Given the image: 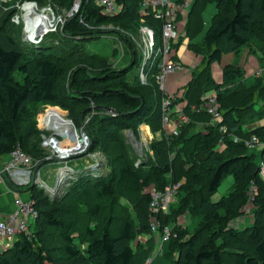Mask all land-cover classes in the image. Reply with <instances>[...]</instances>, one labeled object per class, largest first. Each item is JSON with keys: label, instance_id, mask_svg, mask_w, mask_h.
Here are the masks:
<instances>
[{"label": "trees", "instance_id": "trees-1", "mask_svg": "<svg viewBox=\"0 0 264 264\" xmlns=\"http://www.w3.org/2000/svg\"><path fill=\"white\" fill-rule=\"evenodd\" d=\"M17 1L0 0V159L19 147L36 163H46L36 127L40 109L59 106L80 126L93 105L95 112L85 127L91 140L87 153L99 150L109 169L105 174V169L75 171L54 193L35 185L21 187L30 194L37 218L28 234L7 239V246L0 248V264H264V75L247 82L244 71L230 64L222 68V83L216 84L209 72L210 64L245 47L260 52L264 62V0H194L187 15V48L203 64L182 97H173L176 106L184 103L179 107L187 118L177 136L162 129L163 93L153 78L157 68H152L149 84L132 86L123 81L128 69L113 71L106 57L87 50V42L101 37L100 26L132 27L143 0H115L121 10L112 16L102 14L94 0H81L62 32L42 36L44 45L22 41V23L12 22ZM28 1L37 6L44 2ZM49 2L69 11L74 0ZM212 4L215 13L208 28L193 42L203 32L202 14ZM144 21L159 27L151 16ZM148 65L156 67V62ZM74 68L64 95L58 86ZM210 91H215L221 113L213 126L211 116L192 110ZM106 109L116 117L103 114ZM262 120L254 130L246 129ZM142 121L160 133L147 157L139 156L123 134L126 126L137 133ZM199 124L205 132L193 131ZM251 136L263 145L260 150L244 146ZM235 137L240 141L234 142ZM230 177L231 191L214 201ZM172 184L179 187L168 212L156 216V244L146 190L164 191ZM247 203L252 222L241 229L229 227ZM184 213L197 221L192 233L178 224ZM168 226H173L169 237L161 242ZM156 246L160 250L153 254Z\"/></svg>", "mask_w": 264, "mask_h": 264}, {"label": "built area", "instance_id": "built-area-1", "mask_svg": "<svg viewBox=\"0 0 264 264\" xmlns=\"http://www.w3.org/2000/svg\"><path fill=\"white\" fill-rule=\"evenodd\" d=\"M192 2L193 0H143L139 8L142 21H144V18L151 16L152 19L159 24L158 29L160 33L157 34V36L152 30L146 27L142 28V31L144 33L145 50L148 52L145 54H148V58H151L154 53L155 40L159 42L157 50L158 60L156 62V68L159 75L156 77V83L160 91L163 93L161 101L162 129L166 134L173 136H177L179 126L186 123L187 118L183 114L182 109L174 104L173 96L168 95L165 92L164 79L167 74L177 73L182 68L174 59L171 45H173L179 38L177 25L178 15L181 14L184 16V14H187ZM93 4L100 9L102 14L107 16L115 15L121 10L115 0H94ZM80 6L81 0H74L67 16L77 13L80 10ZM45 11H48V14H50L48 8H46ZM50 20L46 23L45 29H35L29 34L31 29L30 24H33L34 18L30 21L29 16H27L25 12L24 15L21 16V19L18 14L12 18V22L15 24L21 22L23 25L21 34L22 41L34 45L39 43L38 39L44 34L57 32L56 25H53ZM260 73L261 72H258L257 74ZM193 110L195 112H205L211 116L212 125L221 121V113L219 112V106L216 102L215 91L205 93L201 98V102L197 106H194ZM51 111L54 110L48 109L46 111L45 116H47V119L44 120L42 118L40 123L42 130L50 134L48 136H42V147L49 149V157H47V161L55 159L65 163L59 173L61 182L65 185L66 181L72 177L75 171H80L70 168L67 161L84 154L88 149L89 141L83 132L78 135L75 132L74 127L69 125L68 121H65V123L68 124L66 127L61 125L62 122L58 124L55 114L51 113ZM45 116L41 115L40 118ZM220 130L223 132L225 131V128L220 127ZM73 133L76 134L79 142H75L72 137ZM239 141L238 138H234V142ZM243 144L250 151H258L257 149H261L263 146L258 142L255 136H251L249 139L245 140ZM219 145H222L221 142H219ZM93 158L95 157L93 156ZM37 165L38 163L33 161L28 154L22 151L19 147H16L7 156L6 161L0 167V179L4 177L10 179L11 185L15 188L35 185L39 187V189H43L50 193H54L57 188L63 186H60L57 178L55 180L54 189L50 190L46 183L41 180ZM260 167L261 174L264 177V159L261 161ZM88 169L89 170L86 171L96 172L100 170L98 163L95 162L92 163ZM178 187L179 184H172L166 187L164 191H158L154 187H150L146 190V194L149 197L148 209L151 214L149 217L150 233L156 236L157 239L159 232L156 216L158 213L168 212L169 206L175 201ZM13 204L15 207L14 211L6 219L0 220V248L6 247L7 239H11L15 235L21 233L28 234L29 224L37 218V211L33 208L31 198L29 201L24 202L19 197H16ZM172 227L173 226H168L164 229V234L160 237L161 242L167 241Z\"/></svg>", "mask_w": 264, "mask_h": 264}, {"label": "rangeland", "instance_id": "rangeland-1", "mask_svg": "<svg viewBox=\"0 0 264 264\" xmlns=\"http://www.w3.org/2000/svg\"><path fill=\"white\" fill-rule=\"evenodd\" d=\"M2 1H3L2 3L7 2V0H2ZM20 1H22V2H20ZM43 1H44L43 4H41L42 6H37V10H36L37 13L36 14H38L39 12L46 14V11L45 10L42 11V9L48 8L50 11L49 13L51 14V15L49 14L50 19H51L50 20L51 23H53V25H56L57 32H62L64 24L68 21V19L72 18L76 13H73V14L67 16L69 11L63 9L60 6L53 5L52 3L49 2V0H43ZM31 2L32 1H28V0L27 1L26 0L25 1H23V0L17 1V3L14 5V7L17 8L16 9L17 13L15 15L18 14V16L21 19V16L24 15V12L22 10V6H23L22 4L31 3ZM31 5H33V4H31ZM27 10H29V8H27ZM214 12H215L214 5H208L205 8V10L202 14L203 20H204L203 32L208 28L209 22L211 20V16L214 14ZM186 15L184 16V20H186ZM48 21H49V18H48L47 22ZM19 24H21V22ZM132 24H133L132 27L129 26L126 29L114 27L112 25L100 26L99 30L101 32L98 34H100L101 37H99L96 40H91L90 42H87L86 43L87 50H88V52L96 53L98 55L106 57L107 63L113 71L123 73L128 69V71L126 72L125 78H123V81L125 80L126 83H128L129 85H132V86H141L140 84L147 85V84H149L150 79L154 78V80L156 82V77L159 75L158 70H157L153 74V78H152V76H151V73L153 72L152 68H156V67L149 68V65H148L151 63L154 64L158 60L157 50L159 47V42L157 40H155L154 53L152 54L151 58H148V54H145L148 52L145 50L144 33L142 31V28L146 27V28L152 30L156 36H157V34L160 33V31H159L158 27L156 28L153 26H148L145 23V21H142L141 18H139V20H137V22L135 24H134V22ZM39 25H40V23H39ZM22 27H23V25H22ZM43 29L44 28H41V30H43ZM37 30H40V29H37ZM203 32L200 35H198L193 40V42H198V40L200 38H202ZM38 42L40 45L45 44L43 41V37L38 39ZM180 46H183V44H180ZM180 46L176 45V47H175V46L171 45V50L174 53V59L176 60L177 56H178L180 61L184 64V66H183V64L179 60H176L182 67L181 70L178 72L183 71L184 74L188 73L186 76L188 78H190L192 75H194V73H191V71L193 72L194 69H196L199 65L203 64L202 59L200 56L194 55L187 48L188 45L186 48L191 53L187 52L185 50L186 49L185 48V49H182L184 51L183 52L184 55L181 56L182 50L179 51ZM150 60H151V63H150ZM234 60H235V56L224 55L221 62L213 63L210 66V73H211L212 78L215 82L217 79L220 80L221 68H223V66H225L226 64L232 63ZM239 61L242 64L243 58H239ZM250 61H253L251 64H252V68L254 71L259 66H261V64H259V62H256V60H254V59L250 58ZM80 62H82V61H80ZM74 70H75V68L73 70L69 69V73L67 74V77H65V78L63 77L64 78L63 83H61L58 86L60 93H63L64 95L66 94V86H67L69 79H70V72L74 71ZM172 74H176V73H172ZM172 74H167L165 76V79H164V88H165L166 93H168L167 88H166V80H167V77L169 75H172ZM177 75L179 76L180 74H177ZM137 82H140V84H138ZM105 86H103V87H105ZM161 101H162V99L160 100V106H161ZM48 109H52L56 113H59L60 118H62L64 122L68 121L69 125L74 127V130L78 135L83 132L87 136L88 141H89V146H90L91 140L85 131V127L95 112L93 105L90 106L91 112L85 116L84 120H83V118L80 119V120H83L82 123L80 124V126L76 125L75 122L71 119L73 117L70 115L69 111L63 110L59 106H51V105L45 106L44 105L40 109V112L38 113L37 118H36V124H37L36 127L40 131V139H39L40 141L39 142H40L41 147H42V136L50 135L49 133L42 130V126L40 124L42 118L44 119V117L40 118V116L41 115L45 116L46 111ZM54 111H51V112H54ZM114 113L115 112L112 110L109 112L104 111L103 114H108L112 117H116L115 116L116 113L115 114ZM59 123H61V122H58V124ZM155 133L157 134L158 131H156V132L152 131V127H151L150 123L146 122V121H142V123L139 124V126L137 127V133L130 126H126L123 129V134L126 136L128 143H131L132 146L135 148L137 154L139 156H142V157H147V154L148 155L151 154L149 152V148H150L151 143L154 140L159 139V137L153 138V134H155ZM89 146H88V148H89ZM43 149L46 151L45 153H47L43 159V160H46V164L45 163H42L41 165L38 164L37 168H38V171L40 173V177H42L41 180L46 183L47 187L50 190H53L55 187V180L57 178L59 180L60 186L63 185L62 184L63 182H61V178H60L59 173H60V170L64 167L65 163L57 161L55 159H51V160L47 161V157H49L48 156L49 155V149H47L45 147ZM87 152H88V149L84 154H82L78 157H75L72 160H68L67 161L68 166L70 168H74L75 170H89L88 168L92 165V163L95 162V163H98V167L102 172L105 169L104 170V174H105L106 170L109 169L108 167H106L107 166L106 156H104V154L101 153L99 150H97L93 153H89V154ZM93 156L95 158H93ZM102 165H104L103 169H102ZM229 183H231V179L226 178L222 182V184L219 186L218 191H217V196H222L225 194L227 195L231 191V190L228 191V189H227V186ZM232 184H233V182H232ZM232 184H231V186H232ZM230 189H231V187H230ZM251 207H252L251 204L247 203L246 206L243 207V209H242L243 214L240 215L239 217L235 218L234 220H232L229 223V227H235L237 229V228L243 227L245 225L246 226L249 225L253 220L252 214L250 213ZM240 217H242V218H240ZM178 224L181 225L183 228L187 227L188 231L190 233H192L193 230H196V228L198 227L197 221L195 219L193 221V219H191L187 213H184L181 215V217L178 219ZM144 239L145 238L142 237L141 240H144ZM158 250H160V248L155 247L153 254H156ZM153 258L154 257H151V260Z\"/></svg>", "mask_w": 264, "mask_h": 264}, {"label": "crops", "instance_id": "crops-1", "mask_svg": "<svg viewBox=\"0 0 264 264\" xmlns=\"http://www.w3.org/2000/svg\"><path fill=\"white\" fill-rule=\"evenodd\" d=\"M193 3H194V0L192 2V5H193ZM192 5H191V7H192ZM212 5H214V4H212ZM191 7L189 8L188 12L190 11ZM214 8H215V6H214ZM188 12H187V15H188ZM185 15L186 14H184V16ZM187 15H186V20H184V16H182L181 14L178 15V19H177L179 38L173 44V46L176 47V45L180 46V44H183V46L179 47L180 48L179 51H181L182 49H185L187 47V44H188V39H187V36H186ZM202 19H203V15H202ZM203 24H204V20H203ZM204 32H203V35H204ZM185 50L187 52L191 53L190 51L187 50V48ZM250 51L251 50H250L249 47L243 48L240 51L239 54L235 55V60L232 63L226 64V65L234 64V65L240 67L242 69V71H244V77H245V80L247 82L252 80L255 76L264 75V62L261 63V60H260V58L263 57V56L261 55L260 52H250ZM181 52H182L181 56H183L184 55V53H183L184 51L182 50ZM227 55H233V54H227ZM223 56H222V58H223ZM222 58L220 59L219 62L222 61ZM239 58H243L242 64L240 63ZM250 58L256 60V62H259V64H261V66H259L255 71L252 68V64L251 63L253 61H250ZM176 60L180 61L178 56H177ZM214 63H216V62H214ZM212 64H210V66ZM183 66H184V64H183ZM210 66H209V72H210ZM201 67H202V65H199L196 69H194L193 72L191 71V73L195 74V72L197 70H200ZM258 72H261V73L257 74ZM177 74H180V75L178 76ZM187 74L188 73L184 74V72L182 71V72H178L176 74L169 75L167 77L166 88H167V92L169 93V94L167 93L168 95H172L173 97H180V98L182 97V95L188 89L190 82L193 80L192 79L193 75L192 76L190 75L191 77L189 76L190 78H188L186 76ZM210 75H211V73H210ZM211 79H212L213 83L221 84L222 83V68H221L220 80L217 79L216 82H215L213 80V78H212V75H211ZM198 95H199V93H198ZM183 104H184L183 102H180L179 106L182 107ZM192 110H193V107H192ZM211 122H212V120H211ZM211 122L209 124L211 126H213L211 124ZM262 123H263V120L262 121H256V122H254L252 124H248L246 126V129L249 130V131L254 130L255 128H257L259 126V124H262ZM195 128L197 129V131L205 132V130H204L205 126L204 125H201V124L194 125V129H193L194 132H195ZM194 132H192L191 134H193ZM158 137L160 138L159 131H158L157 134L156 133L153 134V138H158ZM222 146L223 145H219L218 147L221 148ZM257 150H260V149H257ZM6 159H7V156L6 157H2L0 159V167L3 165V163L6 161ZM230 179H231V183H229L228 186H227L228 191L230 190V187H231V184H232V178L230 177ZM222 196H224V195H222ZM16 197H19L24 202L30 200V194L28 192L24 191L22 188H18V190H16V188L11 185L10 179H7L6 177L0 179V220L6 219L14 211L15 207H14L13 202H14ZM220 197L221 196H217V193H216L213 196L212 199L214 201H216ZM240 218H242V217H240ZM244 227H246V225L243 226V227H240L238 229H241V228H244ZM232 228H235V227H232ZM154 237H155L154 243L157 244L158 243V239H157L156 236H154ZM156 247H159V246H156Z\"/></svg>", "mask_w": 264, "mask_h": 264}, {"label": "bare ground", "instance_id": "bare-ground-1", "mask_svg": "<svg viewBox=\"0 0 264 264\" xmlns=\"http://www.w3.org/2000/svg\"><path fill=\"white\" fill-rule=\"evenodd\" d=\"M31 4H33V5H31ZM27 8H29V10H27ZM36 8V9H35ZM22 10L25 12V14L27 15V16H29V18H30V21L34 18V22H33V24H30V31H29V34H31L35 29L37 30V29H40L41 30V28H44L45 29V27H46V22H47V20H48V18H49V20H50V16H49V14H48V11H46V14L45 13H38V14H36L37 12H36V10H37V5H35L34 3H27V4H24L23 6H22ZM43 10H45V9H42V11ZM48 17V18H47ZM39 23H40V25H39ZM51 113H54L55 114V117H56V120H57V122H62V124L61 125H63V127H66V126H68V124H66L64 121H62V119L60 118V115H59V113H56V112H51ZM57 114V115H56ZM47 119V116H45L44 117V120H46ZM72 137H73V139L75 140V142H79V139H78V137L76 136V134H72ZM77 144V143H76ZM41 179H42V177H41Z\"/></svg>", "mask_w": 264, "mask_h": 264}, {"label": "water", "instance_id": "water-1", "mask_svg": "<svg viewBox=\"0 0 264 264\" xmlns=\"http://www.w3.org/2000/svg\"><path fill=\"white\" fill-rule=\"evenodd\" d=\"M31 3H34V2H31ZM107 111H112V109H106Z\"/></svg>", "mask_w": 264, "mask_h": 264}]
</instances>
